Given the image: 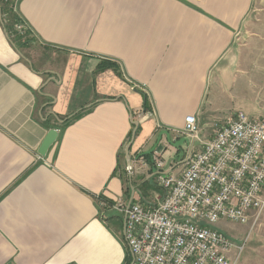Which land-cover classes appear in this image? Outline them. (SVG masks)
Returning <instances> with one entry per match:
<instances>
[{"label": "crops", "instance_id": "0c3cea01", "mask_svg": "<svg viewBox=\"0 0 264 264\" xmlns=\"http://www.w3.org/2000/svg\"><path fill=\"white\" fill-rule=\"evenodd\" d=\"M251 4L19 0L27 40L13 37L0 11V264H125L123 217L103 199L128 203L131 187V202L163 197L153 163L137 155L162 130L184 137L190 114L204 140L214 120L264 115V20L252 52L244 43L248 53L232 52ZM102 58L122 77L96 72ZM51 129L57 137L41 156ZM158 148L179 158L165 136Z\"/></svg>", "mask_w": 264, "mask_h": 264}, {"label": "built area", "instance_id": "2783aa9c", "mask_svg": "<svg viewBox=\"0 0 264 264\" xmlns=\"http://www.w3.org/2000/svg\"><path fill=\"white\" fill-rule=\"evenodd\" d=\"M14 28L23 33L27 26ZM212 126L213 136L204 140L196 116L187 115L183 155L166 160L155 149L152 175L163 191L156 204L138 200L128 206L122 199L112 204L125 218L129 264H237L243 246L218 224L255 222L264 209V115L252 118L238 110ZM134 164L125 165L129 176Z\"/></svg>", "mask_w": 264, "mask_h": 264}, {"label": "rangeland", "instance_id": "374dc122", "mask_svg": "<svg viewBox=\"0 0 264 264\" xmlns=\"http://www.w3.org/2000/svg\"><path fill=\"white\" fill-rule=\"evenodd\" d=\"M263 20L264 0H252L251 9L245 17L232 46L233 53H236V50L238 51V48H241L243 43L252 52V43L249 38H252L253 30L257 28V26L255 28V25ZM248 40L249 42L247 43ZM246 48L244 47L243 49H245V53H248ZM156 189L159 190L160 188L155 186L154 190ZM143 190H145V187ZM144 192L146 193L147 191ZM153 197L154 195H152ZM218 227L233 239L237 245L242 244L243 247L238 255L237 264H264V209L255 222L251 220L247 224H237L222 221L218 224ZM235 253L236 250H232V255Z\"/></svg>", "mask_w": 264, "mask_h": 264}, {"label": "trees", "instance_id": "16d2710c", "mask_svg": "<svg viewBox=\"0 0 264 264\" xmlns=\"http://www.w3.org/2000/svg\"><path fill=\"white\" fill-rule=\"evenodd\" d=\"M19 0H0V4H1V12L2 14L6 17V22H7V28L8 30L11 31V34H13V37H20V38H24L25 40H27V36L29 33H31V31L27 28L23 34L19 35V33H17L14 29V25L17 23H24L23 20L20 18L19 13L16 10V3ZM105 69H112L119 77H122V72L120 69V65L118 63H116V61H113L111 59H107V58H102L100 59L97 68H96V72L105 70ZM147 97L144 94V110L147 109ZM134 128V125H133ZM139 131V126H137L136 129V133ZM132 136V131L129 133V139ZM147 158L150 159L149 156H146ZM106 202V205H111L112 206V202L110 200L107 199H103ZM110 206V207H111ZM128 253V252H127ZM131 261V256L128 253L126 255V259H125V264H129Z\"/></svg>", "mask_w": 264, "mask_h": 264}, {"label": "water", "instance_id": "95a60500", "mask_svg": "<svg viewBox=\"0 0 264 264\" xmlns=\"http://www.w3.org/2000/svg\"><path fill=\"white\" fill-rule=\"evenodd\" d=\"M1 11V9H0ZM133 125H134V129L132 132V136L130 139V142L128 143L127 147H126V154H129V148L132 144L133 138L135 136L136 133V129L138 126V122L137 121H133ZM165 136L166 142L168 145H170L171 147L175 148L176 150H178V157H181L183 155V150L181 149L182 145H187L189 144V140L187 137H180L178 139L172 140L169 134V131L167 130H162L158 133L157 138L154 142V144L146 151H143L141 153H139L137 155V158H141L144 156H149L150 157V162L153 163V159H152V154L155 151L156 148L159 147L162 137ZM57 137V132L55 129H51L49 130V132L47 133L45 139L43 140L41 146L38 149V153L39 155L43 156L46 154L48 148L54 143L55 139ZM133 195V187H131V197L127 203V205L129 206L132 200V196ZM123 222H124V228H125V218H123Z\"/></svg>", "mask_w": 264, "mask_h": 264}]
</instances>
